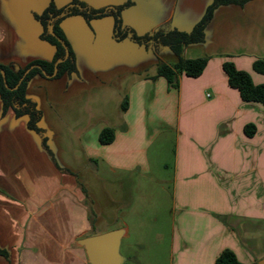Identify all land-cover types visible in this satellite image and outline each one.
I'll return each mask as SVG.
<instances>
[{
  "label": "crops",
  "instance_id": "0c3cea01",
  "mask_svg": "<svg viewBox=\"0 0 264 264\" xmlns=\"http://www.w3.org/2000/svg\"><path fill=\"white\" fill-rule=\"evenodd\" d=\"M55 1L61 7L71 0ZM84 1L100 8L128 0ZM131 1L122 18L144 34L159 26L189 31L213 0ZM48 2L0 0V63L53 57L55 47L40 37L34 16ZM62 27L78 74L35 76L27 94L43 112L40 125L57 163L70 171L58 167L27 116L11 108L3 113L0 98V247L9 253L0 255V264H89L78 240L102 232L88 194L91 177L148 170L150 146L170 132L176 139L175 215L168 264H216L226 248L241 262L257 264L264 257V106L241 98L223 63L230 60L264 83V72L253 67L264 60V0L215 9L205 42L184 51L188 58L209 56L208 63L198 77L183 73L178 88L156 76L158 61L171 64L176 56L116 40L112 16L91 25L71 16ZM142 52L153 55L150 67L139 63ZM108 103H119L118 113ZM248 123L256 126L252 136L244 131ZM107 126L114 139L102 144L99 134Z\"/></svg>",
  "mask_w": 264,
  "mask_h": 264
},
{
  "label": "trees",
  "instance_id": "16d2710c",
  "mask_svg": "<svg viewBox=\"0 0 264 264\" xmlns=\"http://www.w3.org/2000/svg\"><path fill=\"white\" fill-rule=\"evenodd\" d=\"M247 1L213 0L206 8L202 18L189 31L159 26L153 31L140 34L133 27L127 25L122 18V11L132 4L131 0L122 4L100 8H95L84 0H71L68 5L61 7L57 5L55 0H49L47 6L41 12H35L34 16L42 25L40 37L55 47L54 55L51 59H34L25 65L16 62L0 63V98L2 100L3 113L11 108L17 117L27 116L28 128L40 135L42 145L58 167L69 172L70 170L62 168L57 163L48 142L49 132L40 125L43 112L39 108L37 101L27 94L28 85L35 76L60 78L78 74L76 54L62 27V21L65 18L82 16L86 23L91 25L94 19L112 16L114 19L113 33L116 40L122 41L130 38L146 49L153 47L156 52L163 48H168L175 54L176 60L171 64L159 60L156 76H164L171 87L178 88L180 86V76L183 73L187 76L198 77L208 63L209 56L188 58L184 55V51L188 45L205 42L206 27L212 20L215 9L221 4L235 3L243 5ZM50 26L53 28V33L50 32ZM66 47L68 48L67 57ZM58 60L62 61L57 64V72L54 75L55 64ZM253 67L258 72H264V60H255ZM223 69L227 74L229 85L239 91L244 101L259 102L264 106V83H255L249 72L238 69L230 60L224 61ZM127 107L128 101L125 99L121 104V108L125 111ZM255 130L256 126L253 123H248L244 127V131L248 136H252ZM114 135V128L107 126L101 130L99 140L102 144H108L113 141ZM82 189L87 193L85 187H82ZM0 255L8 257L9 253L6 249L0 247ZM216 264L252 263L241 262L234 251L226 248L217 257Z\"/></svg>",
  "mask_w": 264,
  "mask_h": 264
},
{
  "label": "rangeland",
  "instance_id": "374dc122",
  "mask_svg": "<svg viewBox=\"0 0 264 264\" xmlns=\"http://www.w3.org/2000/svg\"><path fill=\"white\" fill-rule=\"evenodd\" d=\"M165 51L167 58L175 60L171 50ZM142 53L139 63L150 67L153 55ZM108 107L119 111V103H108ZM175 144L174 133L160 134L148 150V170L108 173L101 181L91 177L90 202L94 211L98 206L102 216L96 219V229L102 232L127 229L120 248L127 258L125 264H168L167 247L175 215L172 197Z\"/></svg>",
  "mask_w": 264,
  "mask_h": 264
},
{
  "label": "water",
  "instance_id": "95a60500",
  "mask_svg": "<svg viewBox=\"0 0 264 264\" xmlns=\"http://www.w3.org/2000/svg\"><path fill=\"white\" fill-rule=\"evenodd\" d=\"M50 32L53 33L52 26H50ZM67 55L68 48L66 47V57ZM61 61L56 62L54 75L57 72V64ZM125 234V227L116 228L82 237L78 240V244L84 247L89 264H125L127 258L120 249ZM257 264H264V257Z\"/></svg>",
  "mask_w": 264,
  "mask_h": 264
}]
</instances>
